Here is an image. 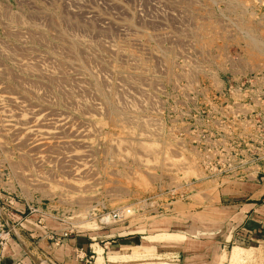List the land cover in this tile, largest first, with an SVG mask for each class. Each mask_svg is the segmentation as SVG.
Returning <instances> with one entry per match:
<instances>
[{"label": "rangeland", "instance_id": "1", "mask_svg": "<svg viewBox=\"0 0 264 264\" xmlns=\"http://www.w3.org/2000/svg\"><path fill=\"white\" fill-rule=\"evenodd\" d=\"M237 80L254 83L262 144L264 0H0V232L53 264L46 232L99 250L253 180L262 145L219 135ZM245 250L239 264H264Z\"/></svg>", "mask_w": 264, "mask_h": 264}, {"label": "crops", "instance_id": "2", "mask_svg": "<svg viewBox=\"0 0 264 264\" xmlns=\"http://www.w3.org/2000/svg\"><path fill=\"white\" fill-rule=\"evenodd\" d=\"M238 102L237 111L226 113L233 125L245 119L238 116L242 104L240 100ZM226 135L231 136V145L245 144L241 149H252L248 138L247 142H240L242 134ZM257 171L261 172H256V181L235 183L213 190L200 203L198 212L196 209L190 210V204L182 206L183 209L175 208L172 226L167 231H158L147 237H142V232H135L137 236L134 238L111 239L108 245L112 252L107 256L106 263L112 264L110 256L117 250V253H122L124 245L129 249L122 256H129V259L117 264H230L229 257L235 248L254 249L264 255V167ZM45 235L39 251L53 264H96L99 258L90 236L72 234L60 243H55L47 232ZM138 238H149V245H138ZM241 239L247 240L250 246H238L237 241ZM108 245L101 248L103 263V253ZM25 254L19 239L9 241L8 238L6 247H0V264H12ZM25 263L36 264L29 257Z\"/></svg>", "mask_w": 264, "mask_h": 264}, {"label": "built area", "instance_id": "3", "mask_svg": "<svg viewBox=\"0 0 264 264\" xmlns=\"http://www.w3.org/2000/svg\"><path fill=\"white\" fill-rule=\"evenodd\" d=\"M236 87L238 88V90L236 91L243 93V95L237 96V99L242 102V104H240L241 107H240V110H239L240 112L238 116L245 117V119L240 122H235L234 125L231 123L232 128L230 132H226V130H221V132L223 131V133H219V135L220 134L226 135L229 133L230 134L232 133L235 135L242 134L243 136H242V139H240V141L247 142V138H248L250 144L252 145L251 150H253L256 145H258V147L262 145V147L264 148V143L258 144V142L256 141V134L258 133L256 132L255 121H254V117H255L254 115L255 96L253 94L254 83L251 80L238 81L236 82ZM257 100L264 103V96L263 97L259 96ZM247 132L248 134L245 135V133ZM241 146H245V144L239 145V146L231 145V149L239 150L238 147H241ZM251 150H248V151H251ZM256 172L257 171H255V173ZM254 180L255 181L258 180V177L255 176L253 180H248L247 182L254 181ZM39 225H43V221H40ZM71 233L73 232L63 231L61 234L50 232L49 236H50V239L54 241L55 243H60L62 239L70 237L72 235ZM9 236H10V233H5L4 231L0 232V247L1 248L6 247ZM79 254H78V257L82 258ZM12 264H26V263H25L24 257H19Z\"/></svg>", "mask_w": 264, "mask_h": 264}, {"label": "bare ground", "instance_id": "4", "mask_svg": "<svg viewBox=\"0 0 264 264\" xmlns=\"http://www.w3.org/2000/svg\"><path fill=\"white\" fill-rule=\"evenodd\" d=\"M0 213H1V210H0ZM2 215V214H0ZM252 250V249H251ZM232 251V250H231ZM249 251V250H248ZM247 250L243 249V248H235L232 252V254L230 255L229 257V262L231 264H239L241 262H243V258L244 256H246V253L248 252ZM98 254H99V258L96 260V264H104L103 263V258H102V250L99 249L98 250ZM250 254V253H249ZM123 253H115L113 254L112 256H110V261L112 262V264H117L118 262L120 261H124V260H128L129 256L126 258V256H122ZM226 255V254H225ZM224 255V256H225ZM251 255V254H250ZM248 255V256H250ZM256 255V254H254ZM223 256V255H222ZM257 256V255H256ZM255 256V257H256ZM133 257V256H132ZM252 257V256H251ZM254 258V257H253ZM132 259V258H131ZM248 259V258H247ZM251 259V258H250ZM248 261H251V260H248ZM226 262V261H225ZM247 262V261H246ZM264 262V261H263ZM40 264H47L46 262L44 263H40Z\"/></svg>", "mask_w": 264, "mask_h": 264}, {"label": "trees", "instance_id": "5", "mask_svg": "<svg viewBox=\"0 0 264 264\" xmlns=\"http://www.w3.org/2000/svg\"><path fill=\"white\" fill-rule=\"evenodd\" d=\"M237 245L241 246V247H245V248L250 246L249 242L247 240H243V239L237 241Z\"/></svg>", "mask_w": 264, "mask_h": 264}, {"label": "water", "instance_id": "6", "mask_svg": "<svg viewBox=\"0 0 264 264\" xmlns=\"http://www.w3.org/2000/svg\"><path fill=\"white\" fill-rule=\"evenodd\" d=\"M28 255L30 256V258L36 263V264H39L38 260L33 257L29 252H28Z\"/></svg>", "mask_w": 264, "mask_h": 264}]
</instances>
